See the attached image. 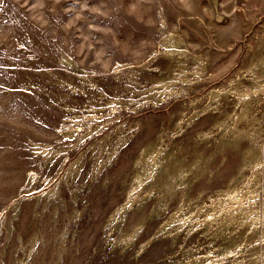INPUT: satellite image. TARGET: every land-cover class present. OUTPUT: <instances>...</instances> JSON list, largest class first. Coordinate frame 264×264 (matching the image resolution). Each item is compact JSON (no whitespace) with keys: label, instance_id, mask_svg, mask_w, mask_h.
<instances>
[{"label":"rangeland","instance_id":"1","mask_svg":"<svg viewBox=\"0 0 264 264\" xmlns=\"http://www.w3.org/2000/svg\"><path fill=\"white\" fill-rule=\"evenodd\" d=\"M0 264H264V0H0Z\"/></svg>","mask_w":264,"mask_h":264}]
</instances>
